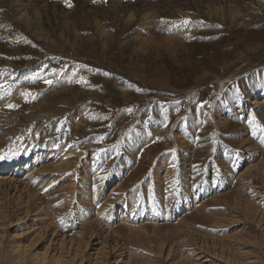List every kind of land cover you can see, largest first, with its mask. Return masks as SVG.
<instances>
[{
	"label": "rangeland",
	"instance_id": "1",
	"mask_svg": "<svg viewBox=\"0 0 264 264\" xmlns=\"http://www.w3.org/2000/svg\"><path fill=\"white\" fill-rule=\"evenodd\" d=\"M2 168L0 264H264V0H0Z\"/></svg>",
	"mask_w": 264,
	"mask_h": 264
},
{
	"label": "bare ground",
	"instance_id": "2",
	"mask_svg": "<svg viewBox=\"0 0 264 264\" xmlns=\"http://www.w3.org/2000/svg\"><path fill=\"white\" fill-rule=\"evenodd\" d=\"M0 174L2 175V174H4L5 172H6V168H2V169H0Z\"/></svg>",
	"mask_w": 264,
	"mask_h": 264
}]
</instances>
